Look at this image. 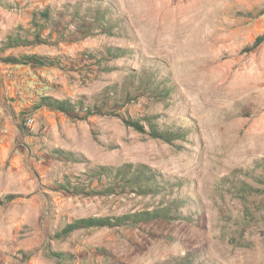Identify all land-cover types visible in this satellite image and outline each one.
I'll use <instances>...</instances> for the list:
<instances>
[{"label": "rangeland", "instance_id": "rangeland-1", "mask_svg": "<svg viewBox=\"0 0 264 264\" xmlns=\"http://www.w3.org/2000/svg\"><path fill=\"white\" fill-rule=\"evenodd\" d=\"M127 164L160 185L99 172ZM0 199V264H264V0H0Z\"/></svg>", "mask_w": 264, "mask_h": 264}, {"label": "trees", "instance_id": "trees-1", "mask_svg": "<svg viewBox=\"0 0 264 264\" xmlns=\"http://www.w3.org/2000/svg\"><path fill=\"white\" fill-rule=\"evenodd\" d=\"M44 16H48V12H42ZM77 16V15H76ZM107 20H105L106 22ZM36 42L39 43L40 36L35 37ZM263 40V37L257 38L256 42L253 44L252 48L257 47ZM22 40L18 39L17 41H12L14 46H19ZM11 44V46H12ZM32 44V43H31ZM3 61L12 64L18 65H29L33 68H39L45 66L44 57H40L36 54L31 55H21V56H7L3 58ZM141 87V88H139ZM146 89V86L140 81L138 85L139 89ZM158 90V85H155L153 91ZM142 91V90H140ZM144 91V90H143ZM165 91V90H164ZM162 91L161 93H166ZM157 95V94H156ZM158 97H162L161 95H157ZM43 105L50 107L51 109L61 111L63 113L69 114L72 110H74V106L66 101L56 100L53 98H43ZM98 113H103L101 108L95 107ZM93 114V112H90ZM124 122L134 127L136 130L140 132H145V126L138 121H133L131 119L123 118ZM21 128L24 126L21 124ZM151 135L155 138L163 139L167 142L172 141L174 137H177L179 133L176 131H168V130H160L159 128L154 127L152 125ZM100 174L109 178L112 182L111 185H116L115 187H123L124 189L130 188L131 191L137 194H149L152 191L156 190V188L160 185L155 175L150 172V170L145 165H140L138 167H134L132 164H127L123 167H118L117 169L100 167ZM97 173V172H96ZM111 187L107 189V193H112L115 187ZM14 198L13 195H9L6 197V201H10ZM4 204V200L0 199V205ZM170 207L163 209H156L154 211H143L140 213L127 214L117 217H94V218H82L77 220L74 223L68 224L63 230L58 232V235H67L77 229H89V228H103V227H115V226H123V225H137L138 223L144 221H152L158 218H170L171 217V209Z\"/></svg>", "mask_w": 264, "mask_h": 264}, {"label": "built area", "instance_id": "built-area-1", "mask_svg": "<svg viewBox=\"0 0 264 264\" xmlns=\"http://www.w3.org/2000/svg\"><path fill=\"white\" fill-rule=\"evenodd\" d=\"M28 123H29V124H31V123H32V120H31V119H29Z\"/></svg>", "mask_w": 264, "mask_h": 264}]
</instances>
